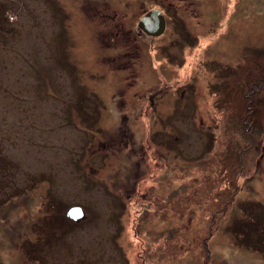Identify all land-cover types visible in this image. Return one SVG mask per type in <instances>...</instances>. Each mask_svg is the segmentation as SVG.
Listing matches in <instances>:
<instances>
[{
	"label": "rangeland",
	"instance_id": "374dc122",
	"mask_svg": "<svg viewBox=\"0 0 264 264\" xmlns=\"http://www.w3.org/2000/svg\"><path fill=\"white\" fill-rule=\"evenodd\" d=\"M0 264H264V0H0Z\"/></svg>",
	"mask_w": 264,
	"mask_h": 264
},
{
	"label": "water",
	"instance_id": "95a60500",
	"mask_svg": "<svg viewBox=\"0 0 264 264\" xmlns=\"http://www.w3.org/2000/svg\"><path fill=\"white\" fill-rule=\"evenodd\" d=\"M139 28L148 36L160 37L166 30V20L164 15L158 10L148 12L139 22ZM84 216L81 207H72L68 211V218L77 221Z\"/></svg>",
	"mask_w": 264,
	"mask_h": 264
},
{
	"label": "flooded vegetation",
	"instance_id": "af4514ba",
	"mask_svg": "<svg viewBox=\"0 0 264 264\" xmlns=\"http://www.w3.org/2000/svg\"><path fill=\"white\" fill-rule=\"evenodd\" d=\"M80 9H81V11H83V10H85L86 8H85V6H82V8L80 7ZM175 9H177V7H175ZM148 13V12H147ZM146 13V14H147ZM145 14V15H146ZM144 17V16H143ZM107 19H108V16H107V14H105L103 17H102V20H103V22L104 21H107ZM107 25V22H105V26ZM114 27L112 28L113 29V31L111 30V38H110V41H111V43L112 44H114L113 42H116V40H120L121 42H122V40H123V38L120 36L121 35V33H122V35H123V32H124V30H123V27L119 24V23H116L115 22V24L113 25ZM107 27V26H106ZM166 27H167V22H166ZM139 28V27H138ZM140 29V28H139ZM185 31V30H184ZM143 32V31H142ZM145 35H147V34H145ZM149 38H151V39H157V38H160V37H151V36H148ZM129 42V41H128ZM134 44V43H133ZM132 50H136V47H134L133 45H132V48H131ZM127 67H125V69H126ZM124 69V70H125ZM126 71V70H125ZM169 90V89H168ZM168 90L165 88V89H162V90H160L157 94L156 93H151L150 94V96H149V98H148V102H149V104H150V107L152 108V110H153V116H154V113H155V109H154V105L156 104V102L157 101H160L165 95H166V92H168ZM157 107V106H156ZM160 111V110H159ZM70 219V218H69Z\"/></svg>",
	"mask_w": 264,
	"mask_h": 264
}]
</instances>
